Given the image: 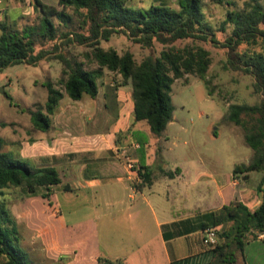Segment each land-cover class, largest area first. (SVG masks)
Listing matches in <instances>:
<instances>
[{
	"label": "rangeland",
	"instance_id": "rangeland-1",
	"mask_svg": "<svg viewBox=\"0 0 264 264\" xmlns=\"http://www.w3.org/2000/svg\"><path fill=\"white\" fill-rule=\"evenodd\" d=\"M45 1L58 11L64 10L69 16L67 22H62L56 15H48L57 32L54 41L42 39L38 35L41 13L34 8L33 0H6L0 6L1 24H8L10 29L17 31L32 28L35 54L42 50L51 52L36 65L19 63L0 72V138L4 141L3 152L31 165H34L35 143H39L41 139L47 141L55 138L64 132L75 134L107 130L110 125L99 121L113 110L107 100H95L94 114L100 116L90 122L87 121L90 115L83 108L92 101L91 97L85 94L81 100L75 101L65 95L55 115L50 116L51 128L45 132L33 128L29 113L43 112L46 108L48 94L44 85L50 81L65 93L63 85L60 84L64 79V65L58 56L81 63L86 69L97 67L92 57L94 46H91L90 41H82L81 44L80 38L76 37L91 35L93 22L87 10L58 7V0ZM178 1H168L169 8L179 10ZM245 1L202 0L200 20L203 26L211 27L212 32H202L201 36L208 34L206 40L199 38L174 41L154 38L152 47L148 48L133 43L127 35L117 31L107 40L100 39L98 42L99 47L105 50L114 49L120 55L130 51L137 63L148 56L158 57L164 50L177 51L186 46H198L210 53L211 63L206 75L208 85L192 74H185L172 84L170 95L174 120L161 134L164 151H168L170 156L167 163L170 167L183 161L189 168L205 167L219 176L228 177L233 173L235 165L247 164L254 155L245 142L241 127L236 128V125L226 121L230 105L254 106L262 100V94L257 90L256 78L245 65V55L263 52L261 40L257 45L229 47L226 44L233 31L232 25L224 24L226 15L229 11L242 10ZM124 2L128 8L137 10L148 9L157 0H142L143 7H138L139 3L134 0ZM4 11L8 14H4ZM213 32L216 40L214 43ZM103 78L105 82L114 85L111 88L113 91L123 86L122 77L116 73L105 71ZM128 90H132L130 83ZM235 177L238 183L241 182L240 174ZM263 177L264 172L252 173L251 182L257 184L256 190ZM46 192L42 188H38L35 193H29L22 186L9 187L3 190L1 201L6 203L15 222L20 237L17 246L27 254L28 264H40L39 259H45L46 264H69L68 254L64 251L66 239L58 235L60 221L55 219L56 200L66 199V194L51 193L44 196ZM104 230L101 229V239L108 247L109 242L104 240ZM218 243H221L220 239ZM214 248L204 245V249H210L209 253ZM239 254L237 251L234 257L239 258ZM75 256L81 259L83 255L77 252ZM87 258L82 259V264H87Z\"/></svg>",
	"mask_w": 264,
	"mask_h": 264
},
{
	"label": "trees",
	"instance_id": "trees-1",
	"mask_svg": "<svg viewBox=\"0 0 264 264\" xmlns=\"http://www.w3.org/2000/svg\"><path fill=\"white\" fill-rule=\"evenodd\" d=\"M179 10L165 6H151L148 9L135 10L128 8L124 0H58V7H73L75 10L86 9L92 18L91 35L76 36L79 41H90L94 46L92 57L96 68L86 69L83 64L71 62L64 56L60 83L65 94L72 100H80L83 95L95 98L99 90V82L105 71L116 73L123 79V85L131 84L134 115L136 121H144L150 131L159 136L173 121L174 108L171 90L176 79L185 74L196 75L206 82V75L211 63L210 53L198 46H186L177 51L164 50L158 57L148 56L137 63L133 54L127 51L120 55L114 49L105 50L98 46L100 39H108L114 32H122L135 44L151 48L154 38L186 40H206L211 27L203 26L200 17L203 7L202 0H179ZM33 6L41 13L38 35L45 40L54 41L56 28L48 15H56L62 22H67L69 16L64 10L58 11L47 5L45 0H33ZM240 11H229L224 24L233 26L231 36L226 44L234 47L239 45H257L261 40L263 52L245 55V65L256 78L257 90L262 94L258 105H230L226 121L241 127L246 144L254 155L247 164L236 165L233 175L244 173V177L253 172H264V0H246ZM206 29H203V28ZM0 72L4 69L24 63L36 65L45 60L51 52L40 51L35 54L34 30L26 28L22 31L10 29L8 24L0 23ZM201 36V37H199ZM216 42L213 32V43ZM245 58V57H244ZM47 102L44 111H31L32 126L39 131L51 128L52 116L64 94L52 82H47ZM209 94L211 92L209 91ZM4 141L0 138V264H28L27 254L17 245L19 232L11 218L7 205L1 201L3 190L9 187H25L29 193H35L38 188H48L61 184L62 180L54 167H36L11 154L3 152ZM148 169L142 174L145 185L150 183ZM169 177L172 175L167 173ZM261 196L260 206L251 211L240 201H233L220 210L203 215L204 229L208 226L218 227V243L213 254L218 260H228L234 256L236 247L242 251L244 245L264 233V177L257 187ZM48 196V195H44ZM169 238L171 234H164ZM228 250V251H227ZM186 261L173 264H185ZM97 264H124L122 260H111L100 257Z\"/></svg>",
	"mask_w": 264,
	"mask_h": 264
},
{
	"label": "crops",
	"instance_id": "crops-1",
	"mask_svg": "<svg viewBox=\"0 0 264 264\" xmlns=\"http://www.w3.org/2000/svg\"><path fill=\"white\" fill-rule=\"evenodd\" d=\"M136 1L143 7L142 0ZM168 1L157 0L148 7H170ZM3 2L6 0H0V6ZM113 86L104 78L100 80L97 96L83 108L91 122L100 116L94 114V101L107 100L113 110L99 122L110 128L64 132L34 144V166L54 167L62 180L42 189L48 196L66 194V199L56 200L55 219L60 221L58 235L66 239L69 264H82L87 257V264H97L100 257L124 264H264V233L245 244L242 251L230 247L234 256L239 251V258L225 261L204 249L202 242L203 215L233 201L242 202L251 211L260 206L252 173L246 177L240 174L243 180L234 185L233 173L219 176L205 167L189 168L183 161L168 166L170 156L164 151L162 135L155 136L144 121L135 120L128 84L115 91ZM135 144L140 148H134ZM123 149H128L143 173L148 169L149 184L128 170L121 159ZM101 229H105L108 247L102 242ZM165 233L171 236L165 238ZM77 252L82 253L81 259L76 258ZM46 262L39 259L40 264Z\"/></svg>",
	"mask_w": 264,
	"mask_h": 264
},
{
	"label": "built area",
	"instance_id": "built-area-1",
	"mask_svg": "<svg viewBox=\"0 0 264 264\" xmlns=\"http://www.w3.org/2000/svg\"><path fill=\"white\" fill-rule=\"evenodd\" d=\"M1 16V13H0ZM134 148L138 149L140 146L138 144L134 145ZM124 159L125 165L128 168V170L132 173H137V176L139 178H142L143 172L140 168L136 166V164L131 160V157L129 156L128 149H123L121 151V159ZM234 185H238V181L235 179L233 181ZM219 231L218 227H207L203 230V236H202V242L204 245L208 247H215L218 244V236L217 233Z\"/></svg>",
	"mask_w": 264,
	"mask_h": 264
}]
</instances>
